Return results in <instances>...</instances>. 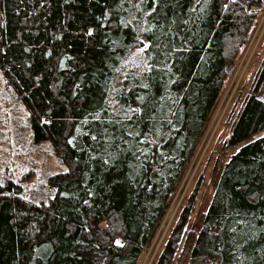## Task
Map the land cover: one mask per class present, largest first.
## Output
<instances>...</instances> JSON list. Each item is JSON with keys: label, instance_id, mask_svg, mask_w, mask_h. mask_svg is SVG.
<instances>
[{"label": "trees", "instance_id": "16d2710c", "mask_svg": "<svg viewBox=\"0 0 264 264\" xmlns=\"http://www.w3.org/2000/svg\"><path fill=\"white\" fill-rule=\"evenodd\" d=\"M263 3L0 0V72L64 167L47 201L0 181V264H138ZM140 31L150 68L115 87ZM246 83L194 262L264 264V54ZM193 198L154 264H172Z\"/></svg>", "mask_w": 264, "mask_h": 264}, {"label": "rangeland", "instance_id": "374dc122", "mask_svg": "<svg viewBox=\"0 0 264 264\" xmlns=\"http://www.w3.org/2000/svg\"><path fill=\"white\" fill-rule=\"evenodd\" d=\"M258 12L255 29L248 44L235 61L229 64L232 65L229 73L231 75L222 86L216 107L177 183L168 210L138 264H154L157 261L180 212L192 197H194L192 210L172 264H210L211 259L203 262L192 261L190 252L195 238L203 229V217L213 199L222 168L234 152L227 148L226 141L231 132L232 114L236 112L240 103L237 101L240 86L246 80L245 88L250 87L255 70L264 54V3L263 9ZM145 42H147L145 36L140 31L137 43L131 47L120 64L115 87H119L128 75H142L148 70L145 51L137 52ZM63 169L49 144L33 143L27 125L26 111L14 100L0 72V181L12 179L27 189L28 195L35 201H47L51 193L46 188L45 180ZM191 238L193 241L189 243Z\"/></svg>", "mask_w": 264, "mask_h": 264}, {"label": "snow or ice", "instance_id": "6c2138e0", "mask_svg": "<svg viewBox=\"0 0 264 264\" xmlns=\"http://www.w3.org/2000/svg\"><path fill=\"white\" fill-rule=\"evenodd\" d=\"M155 2H158V0H154V3H155ZM137 7H138V5H137ZM153 10H154V9H153ZM129 23H130V21H129ZM145 30H147V29H145ZM90 34H91V33H90ZM148 46H149L148 43L145 42L143 47L137 49V52H139V53H143V52L145 51V49H146ZM133 63H135V61H133ZM146 67H149V68H150V66H148V65H146ZM117 71H119V69H117ZM144 86L147 87V85H144ZM129 111L139 112L140 109H139V108H135V109L130 108ZM129 135H132V133H129ZM93 138L95 139V137H93ZM116 243L119 244L120 242L117 241Z\"/></svg>", "mask_w": 264, "mask_h": 264}, {"label": "water", "instance_id": "95a60500", "mask_svg": "<svg viewBox=\"0 0 264 264\" xmlns=\"http://www.w3.org/2000/svg\"><path fill=\"white\" fill-rule=\"evenodd\" d=\"M258 10H259V8H254V7L251 8V11H258ZM231 69H232V65L227 67L226 72L230 73ZM262 99L264 100V94L262 95Z\"/></svg>", "mask_w": 264, "mask_h": 264}]
</instances>
